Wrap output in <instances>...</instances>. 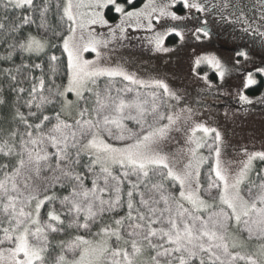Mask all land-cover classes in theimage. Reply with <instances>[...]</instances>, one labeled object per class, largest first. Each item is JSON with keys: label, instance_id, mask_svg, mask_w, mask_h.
I'll return each instance as SVG.
<instances>
[{"label": "rangeland", "instance_id": "1", "mask_svg": "<svg viewBox=\"0 0 264 264\" xmlns=\"http://www.w3.org/2000/svg\"><path fill=\"white\" fill-rule=\"evenodd\" d=\"M109 5L120 12L116 21L106 16ZM126 7L118 0H65L72 26L64 39L71 71L63 114L75 122L25 144L12 188L21 199L20 229L0 237V264H42L43 194L57 174L47 165L48 150L70 143H80L105 170L137 165L146 173L161 166L177 178L190 206L173 214L182 232L176 247L206 248L231 261L240 257L228 247L238 244L249 260L264 264V18L254 26L223 14L216 35L198 0ZM174 34L178 39L169 43ZM88 90L99 102L95 115L83 118ZM221 98L240 105L209 101ZM149 205L152 216L162 214ZM164 214L170 219L172 211ZM102 249L85 250L82 264H97Z\"/></svg>", "mask_w": 264, "mask_h": 264}, {"label": "trees", "instance_id": "2", "mask_svg": "<svg viewBox=\"0 0 264 264\" xmlns=\"http://www.w3.org/2000/svg\"><path fill=\"white\" fill-rule=\"evenodd\" d=\"M118 1L129 10L146 0ZM106 16L116 21L120 12L109 5ZM71 26L65 0H33L30 5L0 0V237L20 229L21 199L12 188L24 164L25 144L56 124L75 122L63 114L71 71L64 39ZM177 39L174 34L168 42ZM98 99L99 94L86 92L81 101L83 118L87 113L95 115ZM209 101L240 105L222 98ZM48 151L47 165L57 174L55 184L43 194L47 197L41 209L46 239L38 262L82 264L85 250L103 247L97 264H260L254 257V262L249 260L252 256L238 244L228 247L240 257L231 261L218 259L206 248L174 245L182 232L173 214L189 204L181 199L179 180L161 172L164 167L146 173L137 165L105 170L80 143L50 145ZM170 188L172 193L163 194ZM153 196L155 202L149 205ZM148 205L162 214L152 216ZM171 211V218H166L164 213ZM139 226L144 228L141 235Z\"/></svg>", "mask_w": 264, "mask_h": 264}, {"label": "flooded vegetation", "instance_id": "3", "mask_svg": "<svg viewBox=\"0 0 264 264\" xmlns=\"http://www.w3.org/2000/svg\"><path fill=\"white\" fill-rule=\"evenodd\" d=\"M198 4L205 11L204 19L215 22L216 29L212 28L211 31L216 35H222L221 30L219 32L220 25L217 22L224 21L223 14L232 20H237L238 16H243L248 19V23L254 26L259 18H264V0H198ZM253 41L255 42V37H253Z\"/></svg>", "mask_w": 264, "mask_h": 264}]
</instances>
